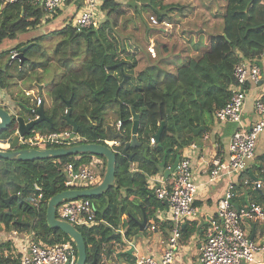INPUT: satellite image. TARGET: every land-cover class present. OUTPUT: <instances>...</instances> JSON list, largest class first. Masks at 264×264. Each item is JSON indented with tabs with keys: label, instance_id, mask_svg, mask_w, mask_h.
Wrapping results in <instances>:
<instances>
[{
	"label": "trees",
	"instance_id": "16d2710c",
	"mask_svg": "<svg viewBox=\"0 0 264 264\" xmlns=\"http://www.w3.org/2000/svg\"><path fill=\"white\" fill-rule=\"evenodd\" d=\"M3 3L0 0V5ZM4 9L9 14L4 13L0 19V43L7 37L13 39L18 31L33 27L42 16V12L32 8L27 0L5 3ZM100 9L106 20L98 26L77 32L72 25L66 24L52 32L57 34L58 40L49 52L43 43L47 35L36 37L28 41L33 44L25 51V62L21 67L19 62H10L8 57L5 70H0L2 88L8 85L7 81L11 78L8 72L11 68L18 71L19 80L29 78L44 85L50 102L46 106L42 98L44 114L51 119V125L42 121L34 127V132L50 133L71 129L64 119L69 112L81 142L103 144L102 139H111L116 133L129 141L132 110L138 114L136 137L141 145L128 149L130 160L121 154L123 146H119L113 186L100 196L88 197L96 206V219L101 220V223L91 228L75 226L85 243L86 264L94 260L97 264L103 255L112 258L113 245L120 241L117 229L122 214L130 215L129 228L142 235L146 232H140L135 221L142 220L144 211L148 222L156 208L162 207V203L144 191L146 176L163 174L180 156L184 147L203 135L205 130L193 136L191 128L199 126L200 111L206 125L214 111L228 102L229 89L234 83V65L241 58H260L264 55V0H224L220 6V31H205L198 35V39L207 38L205 48L201 47V40L193 43L196 53L182 59L174 72L155 63L146 65L135 75L133 70L137 66V59L131 54L122 57L124 49L119 48L111 28L130 9L138 15L150 11L158 22H162L173 12L187 17L188 6L165 4L163 0H102ZM21 14L18 27H8L10 18L20 17ZM27 16H32L33 20L27 21ZM150 27L152 30L163 29ZM24 44L14 49L18 50ZM4 54L0 53V58ZM7 54H10V50ZM163 59L160 56L158 60ZM16 101V115L26 120L30 118L29 101ZM68 101L69 106L66 104ZM110 114L113 124L108 122ZM119 120L121 126L117 127ZM15 125L13 120L8 128L0 132V141L11 138ZM159 131V138L151 145L150 138H155ZM117 139L121 142L120 138ZM97 156L102 161V179L106 160ZM91 158L89 153H80L33 161L0 159V225L6 230L30 231L34 240L49 245L70 241L75 247L77 259L76 246L69 235L48 225L46 208L47 201L64 190V175L57 160L81 164L88 163ZM121 189L125 191L126 197L118 200ZM38 193L42 194L43 201L37 210L32 200ZM12 195L16 197L7 206L5 200ZM125 201H129L131 208L125 205ZM186 225L181 226L184 238L192 232ZM10 249L9 241L0 243V264H19V256L7 254ZM130 256L126 252L117 258Z\"/></svg>",
	"mask_w": 264,
	"mask_h": 264
},
{
	"label": "built area",
	"instance_id": "2783aa9c",
	"mask_svg": "<svg viewBox=\"0 0 264 264\" xmlns=\"http://www.w3.org/2000/svg\"><path fill=\"white\" fill-rule=\"evenodd\" d=\"M13 1L15 0H10V2ZM27 1L32 8L40 10L44 15L54 13L66 0ZM83 4L84 11L72 24L77 32L98 26L104 17V13L100 9L102 0H83ZM26 20L31 21L33 17L27 16ZM148 21L151 26L172 27V23L169 21L158 22L155 16H149ZM148 51L154 57V49L149 47ZM17 55L18 50L13 49L9 54L10 62H19ZM258 60L257 57L241 58L234 65V83L229 89L230 98L223 107L214 111L213 119L215 122L240 123L249 87L250 85L259 84L261 80L262 69ZM1 95L0 91V97ZM26 95L29 96V92H26ZM40 105H42V97L34 96L28 106L30 118L27 121L38 117L37 110ZM253 109L258 116L257 121L248 129L238 128L230 136L227 159L225 161L214 159L209 164L211 181L222 175H241L255 158L256 142L264 132V102L262 97L255 98ZM116 125L120 127L121 121H117ZM14 133H18L17 123ZM71 133V129L50 133H39L32 130L27 135H19L18 148H58L82 143L77 134H74L71 138ZM207 138V134L202 135L203 140ZM9 142L10 139L0 141V150H8ZM102 143L115 153L118 152L117 148L121 146L119 139H102ZM154 143L155 138L151 137L150 144L153 145ZM189 147L195 149L196 143L192 142ZM57 164L61 166L64 175L62 181L64 190L86 189L100 182L99 169L102 168V163L99 160L91 159L88 163L81 164H77L75 161L62 163L57 160ZM148 183L151 184L153 196L165 205L169 214L170 236L166 241L161 257L156 258L153 255L138 253L135 250L134 243L139 233L129 228L131 217L129 214L124 213L120 217L117 229L120 234V241L115 242L113 247L112 256L114 259L103 255L97 264H174L175 251L181 237L182 221L196 218L199 215L198 209L194 206L197 186L193 180L190 159L188 157L179 158L176 168L168 178L155 179L150 177ZM244 184L250 186L252 190L260 192L263 188L261 180L246 178ZM232 190L233 185L229 184L228 190L217 203L215 215L210 219L204 230V241L200 247L198 264H264V257L257 259L258 254L264 255V242L251 239L248 232V227L251 224L264 223V192L261 193V202H250L240 207H233L231 203ZM42 201V194H35L32 205L38 210ZM55 214L57 219L66 221L74 227L91 228L101 223V220L96 219V206L88 198L62 201L56 207ZM155 229V223L153 220H149L141 231L151 232ZM14 234L24 241L22 251L19 254V264L75 263V247L70 241L49 245L34 240L32 232L26 234V232L14 231ZM130 246L133 248L132 252H134L131 259L124 262L118 261L116 254L121 251L126 252L127 247Z\"/></svg>",
	"mask_w": 264,
	"mask_h": 264
},
{
	"label": "crops",
	"instance_id": "0c3cea01",
	"mask_svg": "<svg viewBox=\"0 0 264 264\" xmlns=\"http://www.w3.org/2000/svg\"><path fill=\"white\" fill-rule=\"evenodd\" d=\"M4 3L0 5V19L4 13L9 14L7 10L4 9L5 3L10 2V0H2ZM83 1V0H82ZM212 1V0H210ZM218 5H221V1L224 4V0H214ZM78 0H66L54 13L52 14H42L41 18L38 19L37 23L32 27L29 26L25 31L34 30V29H41L42 33L37 35L31 36L25 39L22 43H28V41L39 37V35H47L46 33H52L56 30L61 29L66 24H73L71 17L75 14V7ZM211 3V2H210ZM217 5V6H218ZM208 8L209 6L206 5ZM213 10V12H212ZM198 11V10H197ZM196 11V12H197ZM3 12V13H2ZM194 12V15L195 13ZM211 12L215 15L218 14V26L219 29L217 32L220 31L222 26V18L221 14L217 13L216 5L211 9ZM191 15L188 14L184 20H190ZM22 17L17 18H10L8 23V27L15 26L17 28L18 21ZM192 21V19L190 20ZM198 28V30H188L187 33H193L195 35V42L198 41V35L202 32L207 31V29H202L205 27L203 24ZM206 28V27H205ZM210 32V31H208ZM213 33V32H212ZM17 34V32H16ZM16 36L13 38L15 39ZM47 38V37H46ZM46 40V39H45ZM17 44V45H19ZM207 43L205 42L203 45ZM16 45V46H17ZM201 47H204V46ZM9 47L7 50L3 51L5 54L0 58V70L4 71L5 66L8 64V57L10 52L16 47ZM205 48V47H204ZM2 53V52H1ZM10 59V58H9ZM18 62V61H17ZM258 63L262 69V75L260 83L256 86L249 87L247 99L244 107L243 114L241 116V120L239 124L234 123H217L214 121L213 117L206 121L205 131L203 134H207L208 138L206 140L202 139V136H199L196 141V148L192 149L191 147L186 146L181 150V157H188L190 159V164L192 168V176L193 180L197 186V192L195 196L194 206L198 209L199 215L196 218L185 219L182 221L181 226L186 225L187 228H190V235L184 238V234H181L179 239L175 257H174V264H198V256L200 247L204 241V230L206 229L210 219L215 215L217 209V203L220 198L224 196L226 191L228 190L229 184L233 185V198H232V205L233 207H240L242 205L248 204L250 202H261L262 195L261 193L264 192V132L259 136L256 142V149H255V158L250 163L248 169L243 172L241 175H222L218 179L211 181L209 177V164L214 159H220L225 161L228 157V142L230 136L238 129V128H245L248 129L252 126L258 119V116L254 112L253 109V102L256 97H263L264 96V55L259 58ZM23 65V64H22ZM21 67V66H20ZM27 67V66H26ZM18 71L15 68H11L8 72V75L11 76L10 79L7 81V87L2 88L0 86L1 97H0V107L7 109L8 111L11 109L9 108H16V100H25L27 99L29 103L34 96H41L45 105H49V100L45 99L43 96V84H41V91H39L38 86L39 84L31 81V79L26 78L23 80H19L17 77ZM9 82V83H8ZM24 82L26 85H23ZM26 92H29V96L26 95ZM249 97V98H248ZM19 104V103H18ZM43 105V102H42ZM10 112V111H9ZM109 124H113V120L110 117L108 119ZM153 177L155 179H160L161 177L165 178L162 173H157L155 175L146 176V189L144 191L147 193L148 196L154 197L151 184L148 183V179ZM169 177V176H168ZM246 178H250L251 180H261L263 182L262 191L252 190L250 186L244 184V180ZM155 182V181H154ZM155 198V197H154ZM156 199V198H155ZM158 201V200H157ZM160 204L161 202L158 201ZM162 207L156 208L154 212V216L150 217L149 220H153L156 225V229L151 232H145L143 235L139 234L136 242L134 243L135 250L138 253H144L153 255L156 258L161 257L166 241L170 236V227L168 225L169 214L166 211L165 205L162 203ZM143 213V212H142ZM142 221V220H141ZM136 220L137 222H141ZM30 231H26L28 234ZM249 236H252V239L264 242V223L262 225L253 223L248 227ZM10 233V234H9ZM14 231L0 229V243L3 241L10 242V252L7 253L10 256H19L22 251V247L24 245V241L22 238H16ZM114 247V245H113ZM127 251V250H126ZM126 252L121 251L116 254L118 257L121 254ZM134 253V252H132ZM130 254L131 256L133 254ZM118 255V256H117ZM127 257L117 258L118 261H127L131 259ZM112 259L114 257L111 255ZM264 257L263 254H258L257 259H262ZM116 259V258H115ZM244 264V263H243Z\"/></svg>",
	"mask_w": 264,
	"mask_h": 264
},
{
	"label": "rangeland",
	"instance_id": "374dc122",
	"mask_svg": "<svg viewBox=\"0 0 264 264\" xmlns=\"http://www.w3.org/2000/svg\"><path fill=\"white\" fill-rule=\"evenodd\" d=\"M127 1V0H123ZM144 1V0H141ZM209 0H163V3L167 4H180L188 6V14L190 16V20H184L178 12H173L169 14L167 20L177 21L178 23L172 22L171 28L156 29L152 30L148 24L149 16H152L150 11H143L140 15H138L133 9L126 11L123 17H120L116 23V25L111 28V31L116 36L117 41L119 43V48L124 49L122 53V57L126 58L128 55H133L137 59V66L134 68V74L137 75L142 71V69L149 64H157L162 68L169 69L171 72H174L177 65L182 63V59L187 58L188 56H194L196 53L193 48V43H195V35L191 33H187L188 30H198V28L203 24L205 25L202 29H207L210 32H217L219 29L218 26V14H213V10L211 9L216 5L217 13L221 12L220 6L214 0L211 3H208ZM209 6L208 8L206 7ZM223 5V2L221 1ZM218 5V6H217ZM84 4L82 0H78L75 7V14L71 17L73 23L75 19L84 11ZM198 10V11H197ZM197 11V12H196ZM194 12L195 15H194ZM105 16L103 17V22ZM41 29H32L28 31H18L15 39L4 38L0 43V53L7 50L9 47H14L20 42H23L25 39L42 33ZM186 30V31H185ZM47 38L44 40V44L46 47V51L49 52L52 46L58 40V36L56 33H46ZM43 35V34H41ZM39 35V36H41ZM204 38H199L204 43ZM197 42V41H196ZM205 42L208 43L207 38ZM204 47L206 44L203 45ZM152 47L154 49V57L149 53L148 48ZM162 56L165 59L159 61V57ZM26 68V67H25ZM47 80V79H46ZM24 82L23 85H26ZM257 85V84H256ZM255 85V86H256ZM28 86V85H26ZM254 86V85H250ZM43 96L47 100L46 90L43 89ZM249 98V97H248ZM10 113L12 112L16 114L18 112L17 109L9 108ZM91 159L99 160L102 163L101 159L98 158L97 155H92ZM103 172V166L99 169V174L101 175ZM105 172V171H104ZM101 180V178H100ZM126 197V193L123 189L120 190V196H118V200H121ZM125 205L131 208V204L129 201H125ZM262 225V223H259ZM0 229L3 227L0 225ZM10 234V233H9ZM31 235V234H30ZM142 235V234H141ZM32 237V235H31ZM18 238V237H16ZM20 238V237H19ZM133 248L127 247V254H131Z\"/></svg>",
	"mask_w": 264,
	"mask_h": 264
},
{
	"label": "water",
	"instance_id": "95a60500",
	"mask_svg": "<svg viewBox=\"0 0 264 264\" xmlns=\"http://www.w3.org/2000/svg\"><path fill=\"white\" fill-rule=\"evenodd\" d=\"M32 42L26 43L18 49L17 59L19 60L20 66L25 62L24 53L25 51L32 45ZM260 83V82H259ZM39 91H41V86H38ZM67 106H69V101L66 102ZM132 110V108H131ZM38 117L36 119L27 121L22 116H17L12 112V114L5 108L0 107V132L8 128L12 121L15 120L17 123V130L18 133H14L8 145V150H0V159H7V160H17V161H33V160H42L47 158H60L64 156L70 155H77L80 153H89L91 155H99L105 158L106 166L105 172L101 179V181L90 188L81 189V190H63L52 196L47 201V208H46V219L48 225L51 228H56L61 230L63 233L69 235V237L73 240L77 250V259L74 264H86L87 254H86V247L83 240V237L80 232L74 227L72 224L59 220L56 218L55 209L56 207L62 202L71 199H78V198H88V197H97L101 194L105 193L109 190L113 184L115 179V161H116V153L113 152L108 146L97 142H90V143H77L70 146L65 147H48L42 149L36 148H18V137L27 135L34 129V127L42 122H48L51 125V119L46 117L44 114V107L40 105L37 110ZM65 121L71 126V135L72 138L74 134H77V126L71 120L70 113L67 112L64 116ZM138 114H136L132 110V127H131V139L127 141L124 137H122L119 133H116L111 136L112 139H121V145L123 146L121 150V154L128 157L129 160L131 159V155L128 153L129 148H134L135 146L141 145L140 142L137 140V127H138ZM199 126L197 128H191L193 136H198L200 132L205 130V126L201 117V111L199 115ZM160 131L156 134L155 139H158L160 136ZM143 148H146V145H143ZM179 160V156L176 157L173 164L163 172L165 178L174 171L177 166ZM16 195H12L5 200L7 206L11 199L15 198ZM142 221L137 222V225L142 230V227L146 223V214L142 211ZM252 239V236L250 235ZM90 264H96L95 260L92 261Z\"/></svg>",
	"mask_w": 264,
	"mask_h": 264
},
{
	"label": "clouds",
	"instance_id": "9594fccd",
	"mask_svg": "<svg viewBox=\"0 0 264 264\" xmlns=\"http://www.w3.org/2000/svg\"><path fill=\"white\" fill-rule=\"evenodd\" d=\"M112 139V138H111Z\"/></svg>",
	"mask_w": 264,
	"mask_h": 264
}]
</instances>
